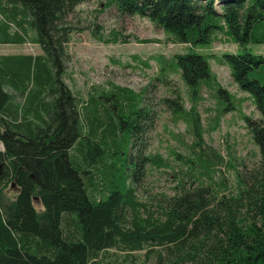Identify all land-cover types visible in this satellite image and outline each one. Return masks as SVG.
Instances as JSON below:
<instances>
[{
	"label": "trees",
	"instance_id": "obj_1",
	"mask_svg": "<svg viewBox=\"0 0 264 264\" xmlns=\"http://www.w3.org/2000/svg\"><path fill=\"white\" fill-rule=\"evenodd\" d=\"M82 1L0 0V43L30 41L42 50L0 54V264H122L111 248L142 250L140 264L149 257L157 264H264V81L257 76L264 54L252 49L264 43V0H106L188 46L160 68L179 71L192 100L186 107L179 90L161 99L194 137L179 168L136 146L154 115L142 92L109 82L81 99L65 82L68 15ZM217 32L235 42L220 59L260 111L243 116L259 161L238 169L233 181L222 170L233 162L206 144L197 110L203 84L215 91L219 112L234 107L209 55L196 49ZM147 164L171 167L172 194L139 198ZM9 186L12 197L4 194Z\"/></svg>",
	"mask_w": 264,
	"mask_h": 264
},
{
	"label": "rangeland",
	"instance_id": "obj_2",
	"mask_svg": "<svg viewBox=\"0 0 264 264\" xmlns=\"http://www.w3.org/2000/svg\"><path fill=\"white\" fill-rule=\"evenodd\" d=\"M68 19L73 27L67 42L68 59L63 76L68 86L81 99L87 97L94 84L108 88L109 82L142 92V103L150 106L154 115L152 125H149L136 146L141 147L144 143V153L159 152L175 168L184 167L181 159L186 157V148L194 140L191 126L182 117L174 116L161 99L174 96L175 90H179L186 107L192 100L180 72L167 70L161 73L160 68L163 59L170 60L174 52L184 51L188 46L172 41L169 34L149 18L138 14H121L114 4H108L106 0H84L69 13ZM135 36L149 40L138 41ZM196 49L209 55L216 80L233 94L234 107L222 113L218 111V97L208 85L201 86L202 97L197 101L203 139L226 160L233 162L234 166L222 167L224 174L233 181L238 169L251 168L259 161L258 145L243 116L247 114L259 118L260 111L249 93L233 81L228 65L220 59L223 51L237 49L234 41L226 34L217 32L211 44ZM252 49L264 54V43L253 44ZM40 52L39 45L30 41L0 43V54ZM257 76L264 81V74ZM174 149L179 152L178 156ZM122 150L126 149L122 147ZM170 170L169 166L147 164L143 180L137 187L139 198L148 201L154 200L159 192L172 194L177 183L168 173ZM14 188H4V194L14 196ZM34 203L38 210L43 207L38 199H34ZM110 254L122 264H127V259L140 264L143 258L142 250L126 253L111 248ZM147 264L157 263L153 257H149Z\"/></svg>",
	"mask_w": 264,
	"mask_h": 264
},
{
	"label": "water",
	"instance_id": "obj_3",
	"mask_svg": "<svg viewBox=\"0 0 264 264\" xmlns=\"http://www.w3.org/2000/svg\"><path fill=\"white\" fill-rule=\"evenodd\" d=\"M13 184V183H12Z\"/></svg>",
	"mask_w": 264,
	"mask_h": 264
}]
</instances>
